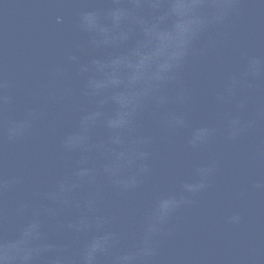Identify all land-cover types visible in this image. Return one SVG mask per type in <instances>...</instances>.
<instances>
[{"label": "water", "instance_id": "1", "mask_svg": "<svg viewBox=\"0 0 264 264\" xmlns=\"http://www.w3.org/2000/svg\"><path fill=\"white\" fill-rule=\"evenodd\" d=\"M0 264H264V0H0Z\"/></svg>", "mask_w": 264, "mask_h": 264}]
</instances>
